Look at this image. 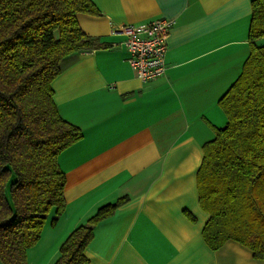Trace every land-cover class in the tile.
<instances>
[{"label": "crops", "instance_id": "0c3cea01", "mask_svg": "<svg viewBox=\"0 0 264 264\" xmlns=\"http://www.w3.org/2000/svg\"><path fill=\"white\" fill-rule=\"evenodd\" d=\"M92 1L100 14L77 18L100 47L64 58L53 81L60 114L84 135L59 155L66 208L55 224L49 214L29 264H55L75 228L123 197L95 226L88 264H264L236 240L207 245L197 181L204 144L227 123L219 101L251 52L252 0ZM158 18L176 21L167 69L143 82L112 29Z\"/></svg>", "mask_w": 264, "mask_h": 264}, {"label": "trees", "instance_id": "16d2710c", "mask_svg": "<svg viewBox=\"0 0 264 264\" xmlns=\"http://www.w3.org/2000/svg\"><path fill=\"white\" fill-rule=\"evenodd\" d=\"M79 13L100 11L92 0H0V264H29L49 214L55 209V224L66 208L58 158L84 133L60 114L53 81L64 58L100 47ZM249 41L243 71L219 101L227 123L204 144L197 181L210 214L207 245L217 250L233 239L264 259V0H252ZM126 200L75 228L55 264H88L95 226Z\"/></svg>", "mask_w": 264, "mask_h": 264}, {"label": "built area", "instance_id": "2783aa9c", "mask_svg": "<svg viewBox=\"0 0 264 264\" xmlns=\"http://www.w3.org/2000/svg\"><path fill=\"white\" fill-rule=\"evenodd\" d=\"M175 24L174 19L158 18L146 23L113 27L112 32L123 37L127 60L143 82L165 74L168 38Z\"/></svg>", "mask_w": 264, "mask_h": 264}]
</instances>
